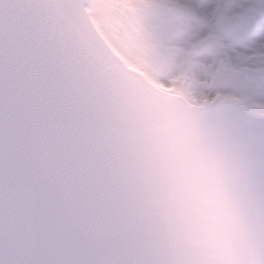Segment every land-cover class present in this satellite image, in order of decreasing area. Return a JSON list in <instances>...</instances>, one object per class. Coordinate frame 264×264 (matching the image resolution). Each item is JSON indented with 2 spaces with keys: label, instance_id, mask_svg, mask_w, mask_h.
<instances>
[{
  "label": "snow or ice",
  "instance_id": "6c2138e0",
  "mask_svg": "<svg viewBox=\"0 0 264 264\" xmlns=\"http://www.w3.org/2000/svg\"><path fill=\"white\" fill-rule=\"evenodd\" d=\"M86 0H0V264H163L83 35ZM216 91L264 138V0H194ZM207 18V23H198ZM214 93H206L211 99Z\"/></svg>",
  "mask_w": 264,
  "mask_h": 264
},
{
  "label": "clouds",
  "instance_id": "9594fccd",
  "mask_svg": "<svg viewBox=\"0 0 264 264\" xmlns=\"http://www.w3.org/2000/svg\"><path fill=\"white\" fill-rule=\"evenodd\" d=\"M250 123V119L223 113L206 120L199 132L202 141L216 147L222 161L218 174L198 194L202 211L216 221L210 229L215 237L211 248L220 260L243 262L254 245L264 247V199L255 200L259 186L247 179L255 161L234 163L237 153L251 151L257 142L255 138L243 143L235 139Z\"/></svg>",
  "mask_w": 264,
  "mask_h": 264
},
{
  "label": "rangeland",
  "instance_id": "374dc122",
  "mask_svg": "<svg viewBox=\"0 0 264 264\" xmlns=\"http://www.w3.org/2000/svg\"><path fill=\"white\" fill-rule=\"evenodd\" d=\"M92 8L104 31L129 58L131 64L143 68L155 78L173 77L182 70L178 66L188 58V51H165V45H159V41L161 43L164 39L157 32V24L161 20L170 21L173 16L167 0H143L139 7L133 0H92ZM167 29L168 35L171 31ZM144 30L146 38L141 35ZM199 48L201 53V49L209 51L214 47ZM164 62H172V69H167ZM202 71L204 72L196 76V79L211 86L213 96H216L218 70L213 69L210 64ZM200 92L206 93L203 90Z\"/></svg>",
  "mask_w": 264,
  "mask_h": 264
},
{
  "label": "bare ground",
  "instance_id": "6f19581e",
  "mask_svg": "<svg viewBox=\"0 0 264 264\" xmlns=\"http://www.w3.org/2000/svg\"><path fill=\"white\" fill-rule=\"evenodd\" d=\"M133 1L136 2V4L139 7L140 5H142L143 0H133ZM167 1L169 2L170 9L173 11V16H172V20L170 21L161 20L160 23L157 24V32H159V34H161L162 38L164 39V41L161 43L159 41V45L161 46L165 45L163 46L166 47L165 51L169 50L170 52H176V51H183V49H185L193 54L192 62L185 63L184 61L181 62L178 66V68L180 67L182 69L180 72L186 71L189 74V79L187 83L188 85H191V88H187L185 86L177 87L175 85V82H173V80L176 79L177 81L180 82L182 81L181 79L179 80L177 78H174V76L173 77L162 76L157 79L151 77L150 78L152 79V82L157 83L158 87L162 89H172L173 92L177 94H183L185 98L188 99V101L190 102H202L203 99H208L205 94L212 93L213 89H211V86L205 84V82H199L196 79V76L198 77L202 74L201 72H204L202 71L203 68L205 69L209 67L210 63L207 62V58L209 55L214 54L216 52V49L213 48L209 51L205 49H201V53L199 52L200 51L199 45L202 42V37L200 36V29L199 28L189 29L188 27L193 13L192 4L194 0H167ZM198 23L200 24L207 23V18H201V20ZM166 28H168L167 30L171 31L168 35ZM145 30L141 34L144 37L146 33ZM164 64L167 65V69L170 67L172 69V65H173L172 62H164ZM190 67L194 68L193 75L190 73L189 70ZM136 68L139 71H143V69L140 68L139 66H137ZM202 90L206 91V93L204 94L203 92H200ZM227 95H230V97L232 96V94H224V96ZM233 97L235 96L233 95ZM211 99H213V96L211 97Z\"/></svg>",
  "mask_w": 264,
  "mask_h": 264
},
{
  "label": "water",
  "instance_id": "95a60500",
  "mask_svg": "<svg viewBox=\"0 0 264 264\" xmlns=\"http://www.w3.org/2000/svg\"><path fill=\"white\" fill-rule=\"evenodd\" d=\"M137 69V68H136ZM106 74H108V75H111L112 74V71H107L106 70ZM162 90H165L166 92H170V93H175V92H173V90L172 89H162ZM175 94H177V93H175ZM181 95H183V94H181ZM230 95H227L226 97H229ZM213 99H203L202 100V102H191L192 104H195V105H199V104H206V103H209V102H211ZM190 102V101H189ZM168 192V196H171L172 194L170 193V191L168 190L167 191ZM162 197H164V196H162ZM199 200H201L200 198H199ZM196 204H199L198 202L196 203Z\"/></svg>",
  "mask_w": 264,
  "mask_h": 264
}]
</instances>
